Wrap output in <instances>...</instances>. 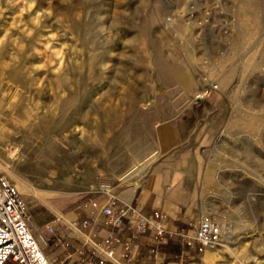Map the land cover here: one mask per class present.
<instances>
[{"label": "rangeland", "instance_id": "1", "mask_svg": "<svg viewBox=\"0 0 264 264\" xmlns=\"http://www.w3.org/2000/svg\"><path fill=\"white\" fill-rule=\"evenodd\" d=\"M0 175L29 205L154 189L229 228L198 264H264L234 227L264 220V0H0Z\"/></svg>", "mask_w": 264, "mask_h": 264}, {"label": "crops", "instance_id": "2", "mask_svg": "<svg viewBox=\"0 0 264 264\" xmlns=\"http://www.w3.org/2000/svg\"><path fill=\"white\" fill-rule=\"evenodd\" d=\"M156 178L159 180V177ZM156 178L153 177L149 184ZM114 199L115 209L133 205L147 216L165 213L166 217L162 221L166 230L164 241L157 244L155 234L150 231L145 236H139L128 251L122 245H105L107 237L117 230L105 224V217L91 203L97 201L99 205H103L112 199L97 197L83 204L63 207L47 201L34 205L26 202L29 208V225L52 264H99L100 259H103V264L199 263L203 255L199 244L194 242V246H187L182 238V234L193 238L198 227L195 214L186 203L176 200L165 202L154 189L147 188H126L114 195ZM262 207L264 208V202L255 203L256 210ZM129 219V216L123 218L124 237L130 233ZM234 227L238 233H260L264 232V220L259 219L254 224L235 223ZM155 244L162 246L161 251L158 248L152 250ZM110 247L114 249L112 255L107 254ZM5 264L18 263L9 259Z\"/></svg>", "mask_w": 264, "mask_h": 264}, {"label": "built area", "instance_id": "3", "mask_svg": "<svg viewBox=\"0 0 264 264\" xmlns=\"http://www.w3.org/2000/svg\"><path fill=\"white\" fill-rule=\"evenodd\" d=\"M216 88V85L211 86L210 92ZM109 199L112 200L103 205H99L97 201L91 203L92 207L98 209L105 217V224L117 230L107 237L105 245H122L124 250L128 251L140 235H146L150 231L155 234L157 244L164 241L166 230L162 221L165 216L160 213L147 216L133 205L115 209L114 195ZM125 216L130 217V233L124 237L122 233ZM226 231L227 228L221 224L202 217L195 236L191 238L182 234V238L187 246L192 247L194 242H197L199 250L205 251L218 245ZM113 252L112 247L107 249L108 255H112ZM9 259L18 264H52L29 225V208L25 199L8 178L0 175V264H5ZM103 262V259H100L99 264Z\"/></svg>", "mask_w": 264, "mask_h": 264}, {"label": "bare ground", "instance_id": "4", "mask_svg": "<svg viewBox=\"0 0 264 264\" xmlns=\"http://www.w3.org/2000/svg\"><path fill=\"white\" fill-rule=\"evenodd\" d=\"M81 89V88H80ZM80 91V90H79ZM78 91V92H79ZM73 96V95H72ZM76 96H77V94H76ZM77 100V99H76ZM73 103V102H72ZM77 103V102H76ZM76 103H75V106H76ZM69 104V103H68ZM39 133V132H38ZM33 137H34V135H33ZM39 137V136H38ZM35 138H37V137H35ZM51 143H52V141H51ZM40 145V144H39ZM52 145V144H51ZM54 145V144H53ZM50 146V145H49ZM38 147V146H37ZM37 147H35L36 149H39V148H37ZM56 147V146H55ZM49 148V147H48ZM51 148V147H50ZM58 148V147H57ZM31 149H32V147H31ZM42 149V148H41ZM59 149V148H58ZM46 150H48L49 151V149H46ZM33 151V150H32ZM39 153V152H38ZM52 153V152H51ZM44 154H45V152H44ZM61 154V153H60ZM64 154V153H63ZM56 155H57V153H56ZM80 155V154H79ZM44 156V155H43ZM58 156V155H57ZM48 157V156H47ZM51 157H52V155H51ZM43 158V157H42ZM51 159V158H50ZM73 160V159H72ZM49 161V160H48ZM70 161H71V158H70V156H65V157H63V158H60V159H56V167L57 168H59V169H63V168H65L69 163H70ZM127 161V160H126ZM44 162H46V161H44ZM50 162V161H49ZM53 162V161H52ZM40 163H43L42 161L40 162ZM48 165V164H47ZM54 166V165H53ZM50 169H51V167H50ZM66 170V169H65ZM138 173V166L137 165H135V166H133V168L129 171V172H127L124 176H123V178H125V179H128V178H131V177H133L134 175H136ZM227 228V232L229 233V228L228 227H226Z\"/></svg>", "mask_w": 264, "mask_h": 264}, {"label": "trees", "instance_id": "5", "mask_svg": "<svg viewBox=\"0 0 264 264\" xmlns=\"http://www.w3.org/2000/svg\"><path fill=\"white\" fill-rule=\"evenodd\" d=\"M188 116H189V115H186L185 118H189ZM193 121H194V120H193ZM140 236H145V235H140ZM155 245H156V244H155ZM155 245L152 246V250L158 248V249H160V251H161V249H162L161 247H162V246H161V245H156V246H155Z\"/></svg>", "mask_w": 264, "mask_h": 264}]
</instances>
